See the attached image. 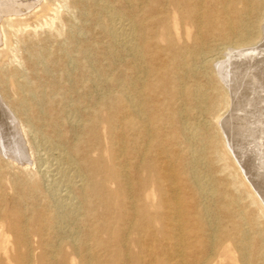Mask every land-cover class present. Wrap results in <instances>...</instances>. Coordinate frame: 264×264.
<instances>
[{
    "label": "rangeland",
    "instance_id": "1",
    "mask_svg": "<svg viewBox=\"0 0 264 264\" xmlns=\"http://www.w3.org/2000/svg\"><path fill=\"white\" fill-rule=\"evenodd\" d=\"M9 1L3 3L8 4ZM13 1L19 3L23 0ZM105 1L120 18L126 21L131 19L134 26L132 43L137 46L144 44L146 53L139 64L147 71L143 82L147 86L145 105L153 107L154 112L162 116L158 123L163 127H166L163 123L171 125V111L181 107L187 111L184 118L189 122L199 121L215 131L219 119L202 112V108L188 94L197 84L209 99L216 96L210 85L214 78L212 65L189 60L182 65L180 54L185 56L197 48L200 50L202 41V49L208 48V55L215 58L222 56L225 50L221 46L215 47L217 43L213 41L224 39V26L216 25L218 20H223L225 25L235 24L238 20L244 22L252 38L259 37L264 7L255 13L246 4L239 18H234L232 10L240 6H233L232 0L228 4H224L226 0H203L197 6L196 17H189L186 13L192 1L188 2L189 5L177 0L166 3L161 0ZM28 2L33 7L22 16L12 17V34L9 39H3V46H0V106L11 112H8L10 116L6 122L13 129L9 133L12 137L5 139L2 135L4 138L1 141L6 140L5 155L11 157V154H18L28 164L26 167L14 163L5 165L0 159V264H9L7 259L12 264H81L85 259H89L90 264H135L132 256L137 254V249L131 243L126 246L129 252L127 257L122 251L115 257L111 253L115 250L111 235L116 230L122 231L124 217L128 213L123 207L124 196L134 195L139 198L138 205L145 204L152 210L158 198L165 199L168 193L164 190L157 194L155 185L150 182L137 193L141 180L149 176L155 177L153 179L163 188L167 187V182L165 173L159 174V169L152 164H156L154 160L159 155L155 154L153 148L146 149L144 141L132 130V126L124 125L128 116H125L126 108L118 98L120 91L125 89L124 86L138 91L141 83L132 67L133 57L127 47L110 40L100 29L99 24L104 21L105 15L100 11L99 3L92 0ZM21 9L20 12L23 11ZM140 24L143 28H140ZM250 65L241 70L257 72L263 78L240 84L241 87L237 88L243 91L233 88L238 92L224 127L237 158L264 192V64ZM159 67L167 75L162 78L159 87L149 90L150 84L157 82L153 69ZM173 74L180 79H173ZM176 82L182 86L180 95H175L172 90ZM148 93H151L150 96H147ZM221 106H218V114L222 112ZM154 112L152 114L155 115ZM146 114L152 115L150 111ZM203 137V143L210 139L206 132ZM178 145L181 147L178 157H187L184 145ZM133 147L139 149L144 155L143 162L150 163L151 167L139 166V154L130 152ZM46 149L73 159L85 178L84 183L90 188L86 192V203L77 212L79 216L68 214L65 222L49 219L50 216L44 211L42 195L31 189L40 177L36 156ZM31 152L33 157L28 155ZM199 153L212 163L207 167L196 165V173L207 172L206 178L211 177L215 184L222 182L218 187L225 188L228 182V189H232L231 169L222 167L224 160L217 161L222 157L207 149ZM189 174L187 168H180L177 172L182 179ZM124 181L129 185L126 186ZM199 181L203 180L199 178ZM189 184L185 181L180 183L181 187L185 186L181 196L187 200L194 195ZM238 189L234 194L244 207V217H253L263 223L264 217H259L255 206L249 204L245 190L241 187ZM214 199H217L216 195H211V198L207 196L206 203H212ZM140 206L135 209L134 223L142 224L143 228ZM210 214L220 215L216 207L211 208ZM156 228L154 224L146 227L139 237L145 244L149 240V248L155 254L154 244L159 238L154 231ZM133 236L131 234V238ZM102 244L106 245L100 247ZM54 246L56 248L50 249ZM81 246L86 251L81 253ZM74 247L77 249L72 251ZM52 252H55L52 261L42 256ZM26 254L30 255L28 261ZM232 256L235 259V254ZM16 257L21 262L13 263ZM36 257H40L41 261ZM233 259L227 258L225 263L237 264ZM143 260L146 262L148 258Z\"/></svg>",
    "mask_w": 264,
    "mask_h": 264
},
{
    "label": "bare ground",
    "instance_id": "2",
    "mask_svg": "<svg viewBox=\"0 0 264 264\" xmlns=\"http://www.w3.org/2000/svg\"><path fill=\"white\" fill-rule=\"evenodd\" d=\"M4 1L0 0V46H3V39H9L12 34L10 31L12 29V17L17 15L22 16L26 10L28 12V9L33 7V4L29 3L28 0L18 1L19 3L8 0L10 2L8 4H4ZM161 1L166 3L168 0ZM177 1L188 5V2L192 1L186 13V16L189 17H196L197 6L203 2V0ZM228 1L226 0L224 4H228ZM92 2L99 3L100 11L105 15L104 21L99 24L100 29L107 38L112 41H118L121 45L127 47L133 57L132 67L138 74V79L141 82L138 91L124 86L125 89L120 91L118 96L119 100L123 102L124 108H126L125 116H128L124 125L127 127L132 126V130L144 141L146 149L148 147L153 148L155 154L159 155V158L154 160L156 164H152L156 165L157 169H159V174L163 172L166 177L167 187L165 188L161 187L157 180L153 179L155 177L150 178L149 176L142 179L138 185L137 193L139 194L142 186L149 182L155 185L157 194H161L164 190L168 193L165 199L158 198L152 210L145 204L143 206L138 205L139 198H135L134 195L126 194L124 196L123 207L128 213L125 214V223L122 231L116 230L115 234L111 235V243L115 247V250L111 251L113 257L121 254V251L127 257L129 252L126 246L131 243L137 249V254L132 256V261L135 264H226V259L232 260L233 254H235V259L233 260L237 264H264V222L259 223L253 217L245 218L243 214L244 207H242L239 197L234 194V192L239 190V187L243 188L246 196L249 198V204L255 206L259 217H264V192L259 183L255 181V178L242 165L243 163L239 161L240 159L237 158L232 145L229 143L226 128L224 127L227 121V114L232 109L235 95L239 91L237 87H241L240 84H246L249 80L256 82L263 78L257 72H246L241 69L248 67L250 63H252L250 65L252 67L256 63L264 64V11L262 23L259 26V37L254 36L252 38L249 28L244 22L239 20L235 24L228 23L227 25L224 24L223 20L216 22V25L224 26L222 30L224 32V39L213 40L217 43L215 47L221 46L220 48L225 50L222 56L215 58L208 55V48L206 50L205 48L202 49V41H200V50L197 48L193 53H186L185 56L180 54V64L182 65H185L187 60L201 65L206 63L212 65V77L214 78L211 80L212 83L210 85L215 90L216 96L209 99L203 93L202 87L197 84H195L188 94L195 99L197 104L202 108V112L204 111L210 117L219 119L214 131L208 128V125L201 124L199 121L189 122L187 118H184L187 115V111L181 107L171 111L169 116L171 125L168 126L167 123H163L166 125V127H163L161 123H158L162 116L156 114L153 107L149 108L145 105L144 92L147 90V86L145 87L143 82L145 81L144 75L147 71L145 67L139 64V60L146 51H144V44L137 46L136 43H132L134 26L130 22L131 19L130 21H126L120 18L111 11V5L105 0H92ZM171 2H175V0H171ZM231 2L233 6H240L239 9L235 7L232 10L234 18H239L240 11L247 7L246 4L251 8V12L255 13H258L264 7V0H232ZM20 8L23 11L20 12ZM140 28H143L142 24H140ZM161 67L153 69V76L157 82L150 84L149 90L159 87L162 84V78L167 75L166 72L160 70ZM172 78L177 79V81L180 79L178 75L174 76V74ZM173 87L175 88L172 89L174 94L180 95L182 86L176 82ZM235 87L238 91L233 90ZM240 91L243 90L241 89ZM150 94L148 93L147 96H150ZM15 105H17V102ZM219 105H222V112L220 114H218V111H220L218 109ZM10 108L14 111L13 107ZM3 109L0 106V159L5 165L14 163L21 167H26L28 166L26 164L27 161L22 160L20 156H17L18 154L16 156H12L11 154V157L5 155V139L10 137L9 133L13 129L6 122L9 119L10 115L8 112L10 111ZM147 111H150L151 114L154 112L155 115H147ZM23 125L22 123V127ZM15 129L17 128L15 127ZM205 132L209 134L210 138L207 143L202 142ZM2 135L5 136L4 142L1 141ZM196 140L198 143H195ZM181 143L187 152V157L182 159L178 157L181 154V147L178 144ZM41 147H44V145ZM206 149L212 154L218 153L222 158L220 160L217 158V161L224 160L225 162L222 167L231 169V187L233 190L231 188L228 189V182L224 183L226 185L225 188L218 187L222 182L219 181L215 184V180L210 179L211 177L206 178L207 172L196 173V165L200 164L207 167L209 163H212L211 160L209 162L200 156L199 152ZM7 151L6 153H8ZM130 152L132 154H139V160L141 161L139 166L141 168L143 165L144 168L152 166L150 163L143 162L144 155L140 153L137 147H133ZM32 154L31 152L28 155L33 157ZM36 159L34 158L39 164L40 177L38 182L32 185L31 189L42 195L43 206L45 207L44 211L50 216L49 219L58 222L64 220L68 214L79 216L77 212L80 211L81 205L86 203V192L90 188L84 183L85 178L72 161L73 159L71 160L63 156L62 153H51L48 149L45 152L37 154ZM180 168H187L190 172L189 176H185L186 178L184 179H182L183 177H179L177 172ZM117 174L118 176L126 177V175ZM156 178L158 177L156 176ZM199 178L203 181L200 182ZM182 181L190 182L189 185L191 186L189 188L194 193L193 197L191 195V199L187 200L181 196V190L185 189L184 185V187L180 186ZM124 182L126 186L129 185L127 181ZM211 195H216L217 199L211 201L212 203H206V197L210 196L211 198ZM139 206L142 219L144 220L143 228L142 224L135 225L134 223L135 209L137 210ZM214 207L220 213L219 216L210 214L211 208ZM37 214L40 215V213ZM152 224L157 226L154 231L159 235L154 244L157 254L149 248V240L145 244L139 238L143 229L145 231L146 227L150 228ZM131 234H134L132 238ZM105 245L102 244L100 247H104ZM52 248L56 247L54 246L50 249ZM81 248V253L84 250L86 251L83 246ZM75 249L77 248H72V251ZM1 251L3 254L6 253L4 249ZM79 254L76 253V255ZM142 254L144 256L140 257ZM29 256V254L25 256L27 261L29 260ZM42 256L52 261L55 257V252L48 255L44 253ZM40 257H36V259L41 261ZM146 257L148 261L144 262L143 259ZM7 260L9 264H12V261ZM18 262L21 261L16 257L13 263ZM81 264H90L89 259L83 260Z\"/></svg>",
    "mask_w": 264,
    "mask_h": 264
}]
</instances>
